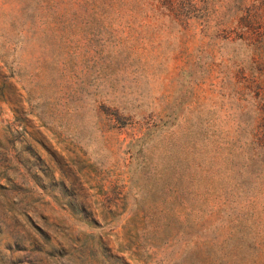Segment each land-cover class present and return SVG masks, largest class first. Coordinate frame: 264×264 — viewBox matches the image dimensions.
<instances>
[{
    "label": "rangeland",
    "instance_id": "rangeland-1",
    "mask_svg": "<svg viewBox=\"0 0 264 264\" xmlns=\"http://www.w3.org/2000/svg\"><path fill=\"white\" fill-rule=\"evenodd\" d=\"M255 1L0 0V264H264Z\"/></svg>",
    "mask_w": 264,
    "mask_h": 264
},
{
    "label": "trees",
    "instance_id": "trees-1",
    "mask_svg": "<svg viewBox=\"0 0 264 264\" xmlns=\"http://www.w3.org/2000/svg\"><path fill=\"white\" fill-rule=\"evenodd\" d=\"M189 1H192L195 5H199L202 10L199 17L202 19L203 24L207 27H221L225 22V25L229 28L232 23H234L235 16L241 8V6L236 4V0ZM240 11L242 14V26L239 30V37L243 40L252 42L254 46H259L261 49H264V0L250 3L244 6V8ZM229 29V32L232 33L233 28ZM230 35L231 34H228L226 37H229ZM259 93L263 95L264 103V91ZM257 137L259 140H264V134H259Z\"/></svg>",
    "mask_w": 264,
    "mask_h": 264
}]
</instances>
